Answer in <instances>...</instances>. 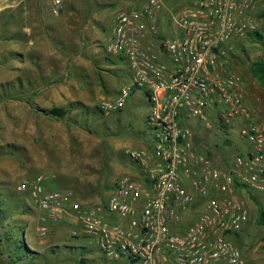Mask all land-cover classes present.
<instances>
[{"label": "built area", "instance_id": "built-area-1", "mask_svg": "<svg viewBox=\"0 0 264 264\" xmlns=\"http://www.w3.org/2000/svg\"><path fill=\"white\" fill-rule=\"evenodd\" d=\"M49 1L59 15L61 0ZM135 1L102 46L106 58L126 63L128 81L97 105L114 114L136 91L145 95L153 144L125 151L135 177L118 179L94 204L46 190L42 176L17 190L43 213L40 237L47 220L67 219L79 227L71 237L93 238L105 264H245L231 239L248 223V196L264 194V121L230 62L234 45L258 33L263 0H194L179 10L168 0ZM232 133L246 148L229 159L218 144Z\"/></svg>", "mask_w": 264, "mask_h": 264}, {"label": "rangeland", "instance_id": "rangeland-1", "mask_svg": "<svg viewBox=\"0 0 264 264\" xmlns=\"http://www.w3.org/2000/svg\"><path fill=\"white\" fill-rule=\"evenodd\" d=\"M81 1L85 2L86 7L88 3L94 7L96 2H100V0ZM193 1L168 0L166 4L174 10H179ZM127 2L129 6L136 5L135 0ZM118 6L116 4L111 7L109 24L118 14ZM255 13L260 39L251 36L239 42V46L234 45L235 56L230 64L245 82L250 107L256 109L264 121V89L251 73L252 65L264 59V17L261 16L264 13V0L258 5ZM54 41L55 49L61 54L67 53L65 56H68L70 51L68 46L60 40ZM99 55L104 57L101 51ZM65 58L67 57L61 60L50 57L47 62H41L36 66L39 74L38 88L49 81H62L61 76L56 78L54 75V80L51 77L43 78L45 77L43 75L49 71L59 73L64 69L68 70L69 66L68 62L64 61ZM92 61L94 68L101 64L102 68L112 71L101 70L99 74L104 78L99 79L98 83L94 79H87V86L92 88L91 84H94L101 90L103 96L114 99L115 92L128 81L124 75L128 73L126 63L116 59H113L112 65L104 60ZM4 75H7L5 79H3ZM16 85L18 86L19 82L14 77L13 64L3 63L0 68V104L21 98L15 90ZM91 90L88 106L72 105L71 110H66L67 115L60 118L61 121L76 126L77 130L88 138V140L77 139L79 140L77 145L80 146L79 153H87L85 154L87 164L81 167L80 175H74L69 171L70 174L67 173L69 176L57 180L61 185L68 186L75 199L94 204L109 195L110 187L115 181V175L110 173L108 168L110 164L121 167L125 175L127 171L136 172L138 167L131 163L123 152L152 147L153 142L145 122L148 102L142 92L136 91L120 112L105 115L98 112L99 101L92 95L93 89ZM192 125L194 126L192 130L198 129L197 121L193 120ZM14 129L13 110L7 106L0 108V264H79L81 259L84 260V264H105V259L93 238L71 237V229L78 231L79 227L67 219L47 220L45 225L47 234L44 237L39 236L38 229L43 226L41 221L43 213L34 206L28 192L17 190L19 184L30 182L36 177L33 176L36 168L34 161L29 157V152L16 143ZM203 135L207 137L210 145L214 144L212 132L205 131ZM229 135L231 142L218 145L222 149V155L231 159L236 146L239 150H244L246 145L240 141L235 144L234 140H238L235 133ZM71 147L73 149V145ZM45 177L43 176V179ZM247 206L248 223L240 233L232 237L231 241L241 251L245 264H264V226L257 222V206L264 211V194L249 195ZM21 241L27 251L36 254L35 260L30 261L22 256L24 251L18 247Z\"/></svg>", "mask_w": 264, "mask_h": 264}, {"label": "crops", "instance_id": "crops-1", "mask_svg": "<svg viewBox=\"0 0 264 264\" xmlns=\"http://www.w3.org/2000/svg\"><path fill=\"white\" fill-rule=\"evenodd\" d=\"M127 1L100 0L94 7L91 3L86 7L81 0H61L60 13L53 16L49 0H0V68L5 62L13 64L14 77L19 82L15 90L21 97L4 101L0 108L7 106L13 110L15 141L29 152L30 159L34 161L36 175L33 176H46L44 183L48 191L71 193L68 186L61 185L57 179L69 176V171L80 175L81 167L87 164V153H79L77 139L88 138L76 126L46 116L42 111H69L75 104L88 106L91 89L97 101L105 98L94 84H91L92 88L87 86L86 80L94 79L98 83L104 78L100 76L101 70H109L102 68L101 64L94 68L92 60L114 64L112 59L100 56L99 52H103L108 29L116 18L109 24L111 7L118 4L119 13L132 7ZM54 40L68 46V56L55 49ZM50 57L61 60L67 57L64 61L68 62V70L47 72L43 78L54 79L56 75V78L61 76L62 81H49L38 88L36 66L47 62ZM6 77L4 75L3 79ZM108 168L115 175V181L122 177H135V172L123 174L121 167L110 164Z\"/></svg>", "mask_w": 264, "mask_h": 264}, {"label": "trees", "instance_id": "trees-1", "mask_svg": "<svg viewBox=\"0 0 264 264\" xmlns=\"http://www.w3.org/2000/svg\"><path fill=\"white\" fill-rule=\"evenodd\" d=\"M261 16L264 17V13ZM253 36L257 37V39H260V36L258 33L253 34ZM251 73L254 76V78H256L259 81L260 85L264 89V59L260 60V61H258L252 65ZM42 113L46 116H49V117H52L55 119H59V120H60V118H64L67 115V111L64 109H52L49 111H42ZM251 199H253L252 196H251ZM257 212H258L257 222L259 225L264 226V211L260 206H257ZM18 247L20 249H23L24 252H23L22 256H25L24 258L27 257L30 261L36 259L35 258L36 254L27 251V249L24 247V243L22 241L20 242Z\"/></svg>", "mask_w": 264, "mask_h": 264}, {"label": "water", "instance_id": "water-1", "mask_svg": "<svg viewBox=\"0 0 264 264\" xmlns=\"http://www.w3.org/2000/svg\"><path fill=\"white\" fill-rule=\"evenodd\" d=\"M195 143H196V144L199 143V140H198L197 138H195ZM79 264H84V260L81 259V260L79 261Z\"/></svg>", "mask_w": 264, "mask_h": 264}]
</instances>
